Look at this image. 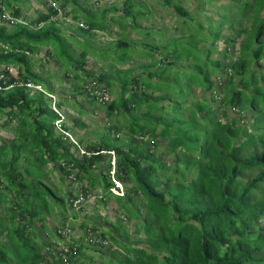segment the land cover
<instances>
[{
	"label": "trees",
	"instance_id": "obj_1",
	"mask_svg": "<svg viewBox=\"0 0 264 264\" xmlns=\"http://www.w3.org/2000/svg\"><path fill=\"white\" fill-rule=\"evenodd\" d=\"M0 1L5 6L16 2ZM54 1L61 9L71 3V19L81 21L83 26L75 25L72 34L63 35L51 7L45 13L37 12L25 24L8 26L0 20V75L6 79L0 80V114L16 120L13 136L0 142V264H75L85 257V222L80 224L81 234L66 243L75 246V252L66 254V260L45 249L51 238L61 236L59 233L46 230L47 237L37 241L35 223L43 227L53 205L58 207V214H64L66 201L70 205L69 200L77 196L60 194L45 181L44 167L49 163H58L63 174L73 172L76 181L85 180L84 186L80 185L85 198L98 189L95 203L113 200L114 220H103L104 230L98 225L91 228L100 239L109 240L106 245L118 248L109 252L114 258L112 264H264V0L242 1L237 17L218 13L216 25L211 24L209 16L204 18L206 26L193 22L187 27L186 36L195 33L196 37L193 51L183 58L192 62L188 66L199 76L189 72L184 82L174 79V85L168 78L166 83L151 82L152 74L142 78L133 73L136 62L132 58L145 55L152 59L155 48L147 50V43L137 48L135 40L133 48H129L126 40L116 39L113 46L123 49L115 71L117 91H111L112 83L103 71L96 74L85 69L86 53L94 52L90 44L77 39L78 34L93 36L95 30L107 31L115 24L121 29L128 26L143 40L149 38L145 31L151 27H142L137 17L147 12H142L133 0L121 3L122 16L115 14L113 5L92 10L78 0ZM157 1L172 4L180 15H187L176 0ZM77 8L83 13L80 18L75 13ZM12 14L17 16L18 9ZM239 18L248 20L249 27H240ZM225 23L231 36L221 34ZM238 36L237 55L231 60L227 48L234 46ZM221 38L224 47L218 51L215 43ZM108 45L100 47L104 50L99 58L105 56ZM41 46H47L46 54H52L63 66L61 81L70 74L75 81L80 80L81 85L73 84L90 103L103 106L108 123L95 131V141H85L82 153L77 141L72 143L53 125L57 114L50 100L22 84L28 79L53 92L48 76L34 69L38 63L34 57ZM9 66L16 68L15 76L8 73ZM157 66L153 71L160 78L166 68H161L160 63ZM39 67L43 69V64ZM91 81L105 89L111 99L99 103L94 95L89 97L84 86ZM192 83L209 93L208 99L202 96L185 104L191 97ZM153 91L158 93L153 95ZM217 93L220 97L216 102L213 96ZM59 99L57 106L62 110L64 98ZM162 101L167 111L165 105H159ZM227 106L235 109L234 116L227 115ZM69 108L77 115L86 112L80 105ZM245 109L251 111L249 117L242 113ZM71 121L70 127L62 121L63 131L85 127L79 117ZM157 137L167 140L162 151H158ZM108 151L115 157L116 178L125 184L123 195L110 191ZM77 152L79 158L74 154ZM104 154L108 156L107 164L99 170ZM163 154L173 157L171 165L163 161ZM60 162L71 165V169L65 170ZM129 221L133 225L130 233L124 224ZM95 240L90 245L100 244L99 239Z\"/></svg>",
	"mask_w": 264,
	"mask_h": 264
},
{
	"label": "rangeland",
	"instance_id": "obj_2",
	"mask_svg": "<svg viewBox=\"0 0 264 264\" xmlns=\"http://www.w3.org/2000/svg\"><path fill=\"white\" fill-rule=\"evenodd\" d=\"M79 1V0H78ZM91 6L95 8H99V4H104L105 6H108L106 2H113V6L117 9V16H122V5L121 3L124 0H86ZM85 1V2H86ZM175 1V0H172ZM244 0H177V2L183 7L187 15L183 16L180 15L178 12H176L172 4L168 5H162L160 2L157 0H133L134 4L141 8L140 10L143 12H147L146 16L144 17H137L138 20H140V25L142 27L150 28L146 30L145 36L149 35V38H143L141 40L142 43H147V50L148 48H156L158 47L160 49L155 52L156 56L158 59H164L168 58V61L171 63L169 64V69L174 71L176 70H183L186 72V75L183 74V77L181 75H178L177 73H172L171 79H178V80H183L185 81V76H187L188 72H193L195 69L191 66H188V63H190V60L187 59L185 60L183 56L188 54L187 52L191 53L193 51V44L195 42V33H192L189 36H186L188 34L187 27H191L193 22H198L201 24L203 27L206 26V21L204 20L205 17H209L211 24L216 25L219 20L218 13H229L231 15H236V10L238 9V4H240ZM80 2L83 4V1L80 0ZM44 0H17L16 3H11L9 6H6L9 10V12L13 11L16 8L18 9V18L23 19V21L28 22L31 18L35 17L37 12L40 13H45L47 4ZM72 4L68 3L64 9V12H67L66 18L67 20L61 19L59 17L56 18V23L57 24H62L64 27L67 26L66 24H69L71 22V13L70 9ZM111 13H114L112 11H109ZM108 12V16L110 13ZM114 14V15H115ZM113 15V16H114ZM190 17L191 19H188ZM118 19V20H117ZM119 24L122 23V20L120 18H115ZM128 21H130V17L127 18ZM62 21V22H61ZM76 21V20H73ZM182 21L184 23L182 24ZM240 27L245 26L249 27V21L243 18L238 19ZM5 25L10 26L11 24L7 22H3ZM117 27V26H115ZM154 27L156 29H154ZM67 29L62 28L61 31L63 34H67L66 32ZM130 30V40L128 37H126L123 33L125 31ZM157 30V31H155ZM121 33L119 36L126 40L128 42L129 48L132 47L133 40L136 47L140 48L141 45L139 44V39L142 37L138 36L133 32V30L129 29L128 27H124L121 29ZM180 34H184L180 35ZM221 34L222 35H232V31L230 27L228 26V23H225L221 27ZM107 35V34H106ZM106 35H97L95 39L91 40V42L86 41V43L90 44L91 47L93 48V52L95 57L93 59H86L87 62H85V66H91L94 68V72L96 74H99L100 71H103L107 75V80L112 83L111 86V91H117L119 88V84L117 82V75L115 74L116 68H119V63H117L118 60V55L123 52V49H116L112 44L110 47L107 46V51L105 53V58H99L100 55H102L103 50L101 49L98 51L99 44L97 42L98 38L101 37L99 40H106ZM108 38H114L116 34H108ZM176 38H172L175 37ZM241 36V35H240ZM240 36L236 37L234 40L239 42ZM90 38H87L89 40ZM131 42H130V41ZM234 42V44L236 43ZM162 43L157 44V43ZM207 44V43H206ZM200 45V43H199ZM224 45V42L221 39H219L216 43V49L219 51L222 49V46ZM175 49L173 50V48ZM252 47V46H251ZM250 47V48H251ZM133 48V47H132ZM182 48H185L182 50ZM49 48L47 46H41L39 53L35 55L34 58L38 60V63L35 64L34 69L41 75V76H48V80L52 83L53 89L56 91H53V93L57 96L60 95V97L64 98L63 102L66 108H62V115H63V123L67 124L68 127L71 126V118L72 117H79L80 120L85 124V127L83 128H69L68 132L71 134L72 139L74 141H77L80 148H83L85 141L92 140L95 141V131H100L102 130V127H105L107 125V120L103 115V106L97 105V104H92L90 103V99L79 92V89H76L73 82L76 84H80V80L75 81L72 76L69 74L66 77L65 81H61L59 78L61 77L62 74H64V69L60 64V61L56 59L52 54H46V51ZM171 56H166L167 51H172ZM125 52V51H124ZM129 53V49L127 50ZM218 54L214 53V56L216 57ZM176 56H179L181 58L176 59ZM150 58V57H149ZM44 59V61H42ZM151 59V58H150ZM93 60V61H92ZM134 62H138L137 59H134ZM159 61H156V64H159ZM192 63V62H191ZM190 63V65H191ZM40 64H43V69L39 67ZM137 64V63H136ZM253 65V64H251ZM193 66V65H192ZM11 74L16 73V68L9 66ZM135 71H138L137 69L133 70V73ZM137 75V74H135ZM128 77V75H126ZM183 78V79H182ZM164 81L166 83V78H159L157 77V81ZM155 80H153L154 82ZM170 84L172 82L170 81ZM62 89V93L57 92L58 89ZM162 89H166L162 87ZM191 97L188 98L185 101V104H188L191 99H200V97L205 96L206 99H208L209 93L203 92L199 84L192 83L191 84ZM114 95L115 98V92L111 93ZM113 97V96H112ZM59 98V96H57ZM165 105V102L162 101L159 103V105ZM78 105H80L81 110H86L84 114L77 115L75 113V110L69 108L73 106V108H78ZM174 105V103H173ZM166 106V111L168 110L167 105ZM71 109V110H70ZM251 111L248 109L243 110V114L246 117L250 116ZM229 117L234 116L231 115L230 113H227ZM70 116V117H69ZM236 119H240V116H236ZM122 119L118 117V122H121ZM221 122L223 121L222 119L220 120ZM16 124V120H8L6 117V114H0V142L5 139H9L10 137L13 136L14 132V126ZM122 124V123H121ZM159 128L157 127L156 131H158ZM69 140V139H68ZM158 141V151L159 150H164V147L166 146L167 140L166 139H161L159 137L156 138ZM74 151V149L72 148ZM158 153V152H156ZM76 157H80L79 153H74ZM164 155V154H163ZM107 159L108 156L104 154L103 159L101 160V163L99 164V170H103V168L107 164ZM163 161L166 162L167 164L171 165L173 162V157L169 155H164L163 156ZM46 171V175L44 176L45 181L52 187L56 188L60 194H65L67 192L70 193V196L75 193L81 186H84L85 180H79V181H71L67 179L66 174L62 173L61 170L58 168V163H49L44 167ZM96 170V169H95ZM93 171L95 173L96 171ZM97 194H99V190L95 189L93 190L86 198L85 201L79 206V207H71L70 205L67 204L66 201V206H65V213L60 215L57 213L58 207L53 205L52 210L50 213L45 215V221H44V226L38 228V223H35V226L37 227V241L39 242L40 240H43L45 238V233L46 230H54L57 227H64L65 225H71L72 228V235L74 238H77L80 234L81 231L83 230L81 227V223L85 222V225L87 226L89 232L87 234H93L95 235L96 239H100L96 234L92 232V226L93 225H98L102 230L106 229L105 224L103 223V220H108V221H113L114 220V207L115 204L112 200H109L105 203H95L96 202V197ZM67 200V199H66ZM97 216V217H96ZM63 221L64 225H61V222ZM124 222V221H123ZM125 227L128 233L132 231L133 225L132 221L125 222ZM92 246V247H91ZM116 249L118 250L117 247L114 245H105V246H98V245H90L87 244L84 240L82 242V252L85 257H81L79 260L76 261L75 264H112L114 261V258L112 255H110V250ZM90 261H89V259ZM111 261V263H110Z\"/></svg>",
	"mask_w": 264,
	"mask_h": 264
},
{
	"label": "built area",
	"instance_id": "obj_3",
	"mask_svg": "<svg viewBox=\"0 0 264 264\" xmlns=\"http://www.w3.org/2000/svg\"><path fill=\"white\" fill-rule=\"evenodd\" d=\"M47 4V7H51L52 9L55 10V17H59L61 19L67 20L66 16L69 14H64V9H61L59 7V5L56 3V1L54 0H44ZM13 11L9 12L8 8L0 1V20L3 22H7L9 24H15V23H21V24H25V22L21 19L18 18V16L12 14ZM73 20H71L70 23H72ZM76 25L77 26H83V24L81 23V21H76ZM167 60V59H165ZM11 68H7V71L9 74H11L10 72ZM225 72L227 75H230V70L228 68L225 69ZM12 76H15L16 73ZM4 77L0 75V80L5 82L6 79H3ZM3 79V80H2ZM22 84L28 88L31 91H38L41 92L43 94L44 97L48 98L50 100V107L51 109L56 112L57 114V118L53 121V125L55 126V128L62 132V134L64 136H66L72 143H75L74 140L72 139V137L68 134V132L63 131L61 128V123L63 121V115H62V110L57 106V96L53 93V92H47L40 84L38 83H34L31 80H25L24 82H22ZM84 91L86 92V94L91 97L94 95V98L96 99L97 102L101 103V101H108L111 99V96L106 92L105 89L101 88V87H97V84L93 81L89 82L88 84H86L84 86ZM220 94L217 93L213 96V98H215V100H219ZM235 109L234 108H230V112H234ZM221 120V119H219ZM79 153H82V149L77 146ZM107 153H109V169L107 171L108 177L110 182L112 183L111 187H110V191H112L113 193L117 194V195H123L124 194V187L123 184L116 178L115 176V157L112 151H108ZM60 165L62 167L65 168V170H70L71 169V165L66 164L65 162H60ZM67 179L71 180V181H75V177H74V173L73 172H69L66 174ZM80 187V186H79ZM81 188V187H80ZM80 188L75 192L77 193V196L74 197L73 199H70L69 201L71 202L70 206L71 207H79L84 201H85V197L84 195L81 193ZM56 233H59L61 235V238L58 239H51V244L49 246H46L45 249L48 251H51L52 253L55 252L57 256L61 257L63 260H66V254L71 253V252H75V246L71 245L68 246L66 243H71V241L69 240V237L71 235V232L69 231L68 228H58L56 229ZM95 236L93 234H87L86 236V241L91 244L94 243L95 240ZM102 243L106 244L108 241L106 239H102L101 240ZM50 253V252H49ZM67 262V261H66Z\"/></svg>",
	"mask_w": 264,
	"mask_h": 264
},
{
	"label": "crops",
	"instance_id": "obj_4",
	"mask_svg": "<svg viewBox=\"0 0 264 264\" xmlns=\"http://www.w3.org/2000/svg\"><path fill=\"white\" fill-rule=\"evenodd\" d=\"M83 1V4L80 2V0L78 1L79 3H81V6H85L86 8H90V9H94V10H97V9H102L103 7H107V6H105V3L103 4H99V5H101V6H99V8H95V7H93V6H91L86 0H82ZM86 1V2H85ZM177 1V0H176ZM16 2H17V0H16ZM15 2V3H16ZM107 4H108V6L109 5H113V2L112 3H110V2H106ZM15 8H16V6H15ZM70 9V13H71V8H69ZM75 13L77 14V16H78V18H80V17H82V11H80L78 8L76 9V11H75ZM72 14V13H71ZM147 15V14H146ZM23 20V19H22ZM25 22V21H24ZM25 23H27V22H25ZM73 23V24H72ZM71 23V25L70 26H63L62 24H57L56 23V25L57 26H59V28L60 29H62V28H64V29H67L66 30V32H67V35H69V34H72L73 32H74V29H76V22L75 21H73ZM116 25L115 24H111V26H109L108 28V30L106 31H98V30H95V35H93V36H88V34H86V35H84V36H81V35H79L78 34V37H77V39L78 40H83V41H88V42H91V40H93V39H95V37H97V35H106V40H99V39H101V37H99L98 38V40H97V42H98V44H99V47H98V51L100 50V47H105V44H109L108 46H110V45H112V44H114V42H115V40L116 39H118V38H120V34H122L120 31H121V28H119V27H115ZM128 27V26H127ZM62 34H63V32L62 31H60ZM72 32V33H71ZM134 32V31H133ZM116 34V36L114 37V38H108L109 36H108V34ZM126 37H128L130 40H132V38H130V30H128V31H125L124 33H123ZM136 34V33H135ZM64 35V34H63ZM137 35V34H136ZM180 35H182V34H180ZM138 36V35H137ZM85 37H87V38H90L89 40H87V38L86 39H84ZM172 38H176V36L175 37H172ZM136 39H139V36H138V38H136ZM74 43V42H73ZM75 44V43H74ZM73 44V45H74ZM135 44V43H134ZM139 44L141 45L142 44V42H141V39H140V41H139ZM157 44H162V43H157ZM75 49V48H74ZM155 50V51H154ZM154 50H152V51H154V52H156L157 50H159L160 51V49H154ZM131 52H132V50H130ZM133 51H135V50H133ZM75 52H79V49H75ZM95 53V52H94ZM146 54H147V52H145ZM150 53H151V50H150ZM149 53V54H150ZM152 54V53H151ZM171 55V54H170ZM95 59V58H97V57H95L94 55H92L91 53H86V56H85V61L87 62V60L86 59ZM133 60L132 61H134V58H132ZM96 60V59H95ZM137 60H138V62H136L137 64H136V66L134 67V69H137L138 71H135V73L134 74H137V76L138 77H142V78H146L147 77V75H149V74H152L151 75V77L149 78V81H151V82H153V80H155L154 82H156L157 81V76L155 75V71H153V70H156V67H158L157 66V64H156V61H157V56H156V54H152V59H150L149 57H145V55H143L142 57H137ZM43 61H44V59H43ZM93 61V60H92ZM153 61V62H152ZM167 61H165L164 63L165 64H160V67L161 68H166V70H165V72H164V74L162 75V77H165L166 79L168 78L169 79V81H171L172 82V85H174V80L173 79H171V77L170 76H172V73H177L178 75H181V77H183V74L185 73L182 69L180 70L181 71V73H178V72H175V70L174 71H172V70H170L169 69V67H167V66H169L168 65V63H171V62H168V63H166ZM162 63V62H161ZM126 66V65H125ZM63 67V66H62ZM85 69H91L93 72H94V68H92L91 66H85ZM176 71H177V68H176ZM147 72H148V74H147ZM94 73H96V72H94ZM189 73V72H188ZM190 73H192V75L195 77V75H198L199 76V74L198 73H196V72H194V74H193V72H191L190 71ZM188 75V74H187ZM161 77V78H162ZM68 79V78H67ZM183 79V78H182ZM66 80V79H65ZM169 84H170V82H169ZM60 89L61 88H59L58 89V91L57 92H60ZM53 91H56L55 89H52ZM146 92H150V90H146ZM158 92H155V91H153L152 92V94L153 95H156ZM160 93V92H159ZM57 96H59V98H60V95H57ZM58 98V99H59ZM60 100V99H59ZM160 103V102H159ZM62 107H64V108H66L65 106H63L62 105ZM71 110V109H70ZM64 225V224H63ZM59 228H62V227H59ZM69 228V227H68ZM58 229V228H57ZM72 230V229H71ZM51 230H49V232H50ZM47 233H48V231H47ZM54 233H56V229H54ZM58 234V233H57ZM46 235V234H45ZM51 236V235H50ZM47 237V236H46ZM69 238H74V236L71 234L70 236H68ZM59 238H61V236L59 237ZM51 239H56L55 237L54 238H51ZM75 239V238H74ZM70 240V239H69Z\"/></svg>",
	"mask_w": 264,
	"mask_h": 264
},
{
	"label": "clouds",
	"instance_id": "obj_5",
	"mask_svg": "<svg viewBox=\"0 0 264 264\" xmlns=\"http://www.w3.org/2000/svg\"><path fill=\"white\" fill-rule=\"evenodd\" d=\"M237 44H238V42L236 41V43L234 44V46L233 47H228L227 49L228 50H230V52H231V55H230V59L231 60H235V58H236V55H237V49H238V47H237ZM224 47V45L222 46V48ZM166 56H171L169 53L168 54H166ZM165 59H167V60H165ZM157 61H159L160 62V64H165L164 62L165 61H167V62H169L168 61V58H164V59H158V57H157ZM162 62V63H161ZM166 62V63H167ZM229 69V68H228ZM226 73V72H225ZM227 75V74H226ZM227 76H229V75H227ZM218 101V100H217ZM216 101V102H217ZM230 108H232V107H230V106H227V107H225L224 109H227V111H228V113H230V114H232L233 115V113L232 112H230ZM122 183V182H121ZM123 184V187H124V183H122ZM65 228H68V226H64ZM63 228V227H62ZM69 229V231L71 232V234H72V230L70 229V228H68ZM88 230V229H87ZM93 231V230H92ZM88 232H89V230H88ZM96 232V231H95ZM87 236V235H86ZM95 236V235H94ZM103 239H106L107 241H109L106 237H104ZM85 240H86V237H85ZM101 240L102 239H99V242H100V244H98V243H96L95 245H98V246H105L106 244H104V243H102L101 242ZM89 244V243H88Z\"/></svg>",
	"mask_w": 264,
	"mask_h": 264
}]
</instances>
